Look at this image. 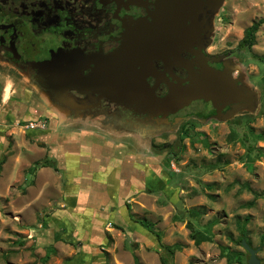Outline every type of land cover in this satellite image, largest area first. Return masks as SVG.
<instances>
[{
  "label": "rangeland",
  "instance_id": "374dc122",
  "mask_svg": "<svg viewBox=\"0 0 264 264\" xmlns=\"http://www.w3.org/2000/svg\"><path fill=\"white\" fill-rule=\"evenodd\" d=\"M220 16L212 42L242 60L237 73L259 108L180 135L124 126L111 108L71 123L69 110L0 66V264H160V244L179 246L172 264H247L243 228L264 264V24L251 49L237 48L264 0H225ZM46 157L57 170L31 173ZM188 221L210 241L195 245Z\"/></svg>",
  "mask_w": 264,
  "mask_h": 264
},
{
  "label": "flooded vegetation",
  "instance_id": "af4514ba",
  "mask_svg": "<svg viewBox=\"0 0 264 264\" xmlns=\"http://www.w3.org/2000/svg\"><path fill=\"white\" fill-rule=\"evenodd\" d=\"M193 2L197 5L191 4ZM224 2L225 0H0V66L11 75L28 78L31 87L48 96L56 110H69L71 116L68 119L71 123L75 121L76 113L105 114L108 108L114 109V119L118 123L137 127L146 133L172 130L180 135L185 133L182 131L183 127L190 129L196 121L209 117L230 123L236 113H248L244 112L248 109L223 103L214 106L211 102L196 100L173 112H148L144 106L139 107L136 103L127 105L125 102L130 97L121 93H117L114 99L106 96L105 87L109 85L105 86V75L99 78L104 91L80 93L74 88L69 89L67 93L71 95L75 106L65 105L41 86L37 72L29 66L31 62L50 61L58 51H79L98 58L112 57L134 42L138 48L147 50L141 54L146 57V62H142L146 65L143 69L142 64L137 61L130 62L128 65L131 75H139L142 89L150 91L156 98L166 97L170 86L177 83L187 85L189 70L193 74L199 73L200 64L225 72L237 81L238 86L248 88L237 73L242 60L232 56V48L219 47L212 42L215 23L217 20L222 21L220 15ZM190 27L197 28L195 35L184 41L180 34ZM138 29L147 36L151 34V38L128 37ZM149 42H155L156 46L150 47ZM169 44L175 45L174 57L165 52ZM120 63H123L122 59ZM94 68L95 64L90 63L82 71V76H90ZM113 87L116 91L129 87L132 92L136 89L137 82L132 78L124 80L119 71ZM48 117L52 122L58 123L54 116Z\"/></svg>",
  "mask_w": 264,
  "mask_h": 264
},
{
  "label": "water",
  "instance_id": "95a60500",
  "mask_svg": "<svg viewBox=\"0 0 264 264\" xmlns=\"http://www.w3.org/2000/svg\"><path fill=\"white\" fill-rule=\"evenodd\" d=\"M191 4L195 3L193 2ZM196 30V27H190L184 29L180 35L184 37V41H187V39L195 35ZM128 37L134 39L151 38V34L147 36L138 29L129 34ZM148 41L152 40L148 39ZM149 46L153 48V46H156V43L149 42ZM138 47L134 42L129 43L123 51L107 58L85 55L79 51H58L52 55L50 61L31 62L29 66L37 72L41 86L55 95L61 103L69 106H75L71 95L67 93L69 89L74 88L80 93H89L88 91L90 90L102 92L104 91V85L102 84L103 87H101L99 78L105 75L107 78L105 86L109 85V87H105L106 96L114 99L117 93H121L126 95L127 98L130 97L128 98L129 101L125 102L127 105L136 103L139 107L144 106V109L148 112H173L196 100L211 102L214 106L223 103L233 105L235 108L238 106L248 110L257 108L256 94L252 90L250 91L244 86H238L237 81L227 76L225 72L217 71L204 64L199 65L200 71L197 74H193L189 70V75L186 79L188 82L187 85L177 83V85L170 86L169 93L166 97L162 99L154 97L150 91L142 89L139 81L141 77L139 75L132 77L130 72V66L128 64L133 61L142 64L141 66L145 69L144 66L146 63L143 64L142 62H146V57L141 54L147 50H142ZM167 47L165 52L170 57H174L175 45L169 44ZM121 59L123 63H120ZM90 63H94L95 68L90 76L83 77L82 71ZM185 67L188 69L186 65ZM119 71L122 72L124 80L132 78L137 82V87L134 91L130 92L129 87L123 90L120 89L121 91H116V88L114 89V81ZM135 78H137V81ZM240 244L249 254L247 264H261L257 257L258 248H252L245 238L241 240Z\"/></svg>",
  "mask_w": 264,
  "mask_h": 264
},
{
  "label": "trees",
  "instance_id": "16d2710c",
  "mask_svg": "<svg viewBox=\"0 0 264 264\" xmlns=\"http://www.w3.org/2000/svg\"><path fill=\"white\" fill-rule=\"evenodd\" d=\"M263 24H264V17L257 20L256 22L252 23L249 27H247L243 31L242 39L238 42V48H240V49H251L255 44V35H256L258 29L260 28V26ZM257 108H259V106ZM182 129H183L182 130L183 132H186L188 130L187 127H183ZM232 135L229 138L230 141L233 140ZM245 141H246V138H245ZM246 148H247V151L250 153L254 149V146L248 144L246 146ZM249 155L250 154H248L247 156H249ZM4 161H5L4 158L0 159V169H1V166L3 165ZM51 164L52 163L50 162V159L48 157H46L42 161L35 162L34 166L30 168V172L35 173L38 168H45V167H54L55 170H57V168L54 165L52 166ZM199 214H200L199 211L191 210L189 212V218H191V219L197 218L199 216ZM139 224L144 228H147V226H148V223L145 221H139ZM186 226H187V229L189 230V233H190L189 238L194 242L195 245H199L202 242L210 241V236L208 234V230H206L205 232H202L200 230L195 229L192 221H188ZM245 234H246V231L243 228L242 229V236L243 237L241 238V240L244 238ZM154 236L156 237L157 242L160 244L161 238H160L159 233L154 232ZM241 240L239 241V243L241 242ZM178 250H179L178 245L160 244L159 263L160 264H172V258L174 256L175 252ZM134 261H135V264H139L136 258ZM226 264H237V263H235L232 260H228ZM238 264H240V263H238Z\"/></svg>",
  "mask_w": 264,
  "mask_h": 264
},
{
  "label": "built area",
  "instance_id": "2783aa9c",
  "mask_svg": "<svg viewBox=\"0 0 264 264\" xmlns=\"http://www.w3.org/2000/svg\"><path fill=\"white\" fill-rule=\"evenodd\" d=\"M26 129H35L37 127H42L40 126V123L35 124V123H28L27 125L24 126Z\"/></svg>",
  "mask_w": 264,
  "mask_h": 264
},
{
  "label": "crops",
  "instance_id": "0c3cea01",
  "mask_svg": "<svg viewBox=\"0 0 264 264\" xmlns=\"http://www.w3.org/2000/svg\"><path fill=\"white\" fill-rule=\"evenodd\" d=\"M30 132H33V131H30ZM49 136H50V134H49ZM65 143H67V141L65 142ZM89 159H91V158H89ZM5 162V161H4ZM90 163H92L91 161H90ZM4 164V163H3ZM92 172V171H91ZM69 196V195H68Z\"/></svg>",
  "mask_w": 264,
  "mask_h": 264
},
{
  "label": "bare ground",
  "instance_id": "6f19581e",
  "mask_svg": "<svg viewBox=\"0 0 264 264\" xmlns=\"http://www.w3.org/2000/svg\"><path fill=\"white\" fill-rule=\"evenodd\" d=\"M251 110V109H250Z\"/></svg>",
  "mask_w": 264,
  "mask_h": 264
}]
</instances>
